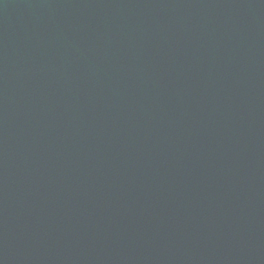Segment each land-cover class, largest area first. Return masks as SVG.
<instances>
[{"label": "water", "instance_id": "water-1", "mask_svg": "<svg viewBox=\"0 0 264 264\" xmlns=\"http://www.w3.org/2000/svg\"><path fill=\"white\" fill-rule=\"evenodd\" d=\"M0 264H264V0H0Z\"/></svg>", "mask_w": 264, "mask_h": 264}]
</instances>
